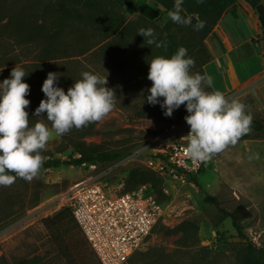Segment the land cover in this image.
I'll return each mask as SVG.
<instances>
[{
    "label": "rangeland",
    "instance_id": "rangeland-1",
    "mask_svg": "<svg viewBox=\"0 0 264 264\" xmlns=\"http://www.w3.org/2000/svg\"><path fill=\"white\" fill-rule=\"evenodd\" d=\"M121 1L129 20L135 19L144 6H149L156 17H161V24L169 18L161 8L154 7L151 0ZM242 27L245 36L254 32L252 20L243 21ZM208 39L205 44L213 60L217 49ZM11 45L8 39H2L0 53H11ZM12 55H18L24 62L36 57L33 51L16 48ZM67 60L61 62L60 74L70 73L72 69L68 65L71 62L78 64L77 78L90 68L85 57ZM142 61L143 58L132 51L111 57L100 67L90 68L94 74L95 91L87 102L90 105L104 102L108 107L95 126L97 135L87 138L86 142L105 143L111 149L137 150L150 138L178 123L174 121L173 113L166 109L176 96H189L191 100L203 103L194 112L209 111L206 125L214 115L226 109L237 112L244 120H264V103L260 97L264 75L218 95L206 74L204 77L200 72L192 71L172 82L168 68L154 66L146 72L140 69ZM212 68H209L210 76L215 78ZM15 69L14 73L20 72L18 67ZM218 69L224 85L232 81L231 74ZM4 78L0 74V87ZM10 123L13 122L0 116V166L14 168L17 164L33 163L34 167L0 179V264H20L29 260H36L37 264H81L77 247H81L86 261L94 264L95 253L81 234L71 235L72 240L67 239L46 221L69 209L65 205V195L88 173L83 167L72 166L40 170L37 162L41 158L53 154L55 159L67 161L72 157L71 151L58 153L61 140L51 130L46 131L43 143H37L34 136L38 126L34 123H31L32 128L21 132H13ZM137 165L133 162L111 178L119 182ZM197 182L201 189L192 182L182 187L168 186L165 214L145 245L130 258L129 264H238L244 241L237 236L229 219L219 222L221 213L204 203L205 195L216 197L221 208L229 212L237 205L247 208L251 218L244 223L246 234L257 247L264 248V134L249 141L216 146L209 169L197 177ZM122 184L124 189L125 183ZM184 221L198 225L194 239L183 243L181 233L174 236L163 233L165 229L177 228Z\"/></svg>",
    "mask_w": 264,
    "mask_h": 264
},
{
    "label": "trees",
    "instance_id": "trees-1",
    "mask_svg": "<svg viewBox=\"0 0 264 264\" xmlns=\"http://www.w3.org/2000/svg\"><path fill=\"white\" fill-rule=\"evenodd\" d=\"M239 1L257 15L264 47V0H151L154 7L169 16L163 24L149 6H144L135 19H127L121 0H0V41L8 39L12 52L16 48L36 53L30 62L20 61L12 52L0 53V74L5 77L0 87V116L13 122L9 126L13 132L32 128L34 123L38 126L34 136L37 143H43L46 131L51 130L61 140L58 153L71 151L72 157L67 161L55 159L53 154L41 158L37 166L42 171L119 161L132 153L131 148L111 149L105 143L86 142L97 135L95 126L108 107L104 102L98 105L87 102L95 91L90 68L134 51L143 58L140 69L148 72L154 66L168 68L172 82L192 71L205 77L204 66L212 61L205 42L225 14L237 18ZM191 16L197 18L196 24L189 23ZM77 57H85L90 65L81 78H77L78 64L74 62L67 64L72 72L59 73L63 60ZM47 66L50 68L44 69ZM17 67L20 72L14 73ZM202 106L203 103L189 96H176L166 109L179 122ZM206 134L215 146L245 142L264 134V120H244L237 112L226 109L213 116ZM74 155L80 158H73ZM18 173L10 166H0V179ZM198 176L191 177L190 183L201 189ZM141 185H149L158 200L167 204L169 195L160 176L141 167L130 169L123 191H133ZM204 203L221 213L220 223L229 219L237 236L244 241L238 264H264V248L257 247L246 234L244 223L251 218V212L243 205L226 211L210 195H205ZM46 221L67 239L72 240L74 234L82 235L70 209ZM198 230L196 223L184 221L163 233L166 236L181 233L183 243H187L197 236ZM77 251L81 264H91L81 247ZM94 264H100L96 256Z\"/></svg>",
    "mask_w": 264,
    "mask_h": 264
},
{
    "label": "built area",
    "instance_id": "built-area-1",
    "mask_svg": "<svg viewBox=\"0 0 264 264\" xmlns=\"http://www.w3.org/2000/svg\"><path fill=\"white\" fill-rule=\"evenodd\" d=\"M208 117V110L194 112L111 165L83 164L88 176L72 186L65 205L100 264H129L167 206L149 185L125 192L126 177L116 182L111 176L137 162L163 179L166 194L170 185L186 186L191 177L205 173L215 157L216 146L206 134Z\"/></svg>",
    "mask_w": 264,
    "mask_h": 264
},
{
    "label": "crops",
    "instance_id": "crops-1",
    "mask_svg": "<svg viewBox=\"0 0 264 264\" xmlns=\"http://www.w3.org/2000/svg\"><path fill=\"white\" fill-rule=\"evenodd\" d=\"M239 3L237 18L225 14L208 37L210 38L208 41L214 42L217 55H214L213 60L204 66V72L214 93L218 95L235 90L244 83L264 75V47L261 41L262 33L258 17L246 3L241 1ZM245 17L246 20H244ZM230 18L233 20L232 22ZM247 20H252L254 32L245 36L242 26L243 21ZM248 44L251 45L249 48ZM212 53L214 52L212 51ZM212 66L215 78L210 76L209 68ZM218 67L233 76L231 82L226 85L222 83ZM243 75H247V77ZM214 79L217 84L214 83ZM263 88L264 83L260 88V97L264 103Z\"/></svg>",
    "mask_w": 264,
    "mask_h": 264
},
{
    "label": "water",
    "instance_id": "water-1",
    "mask_svg": "<svg viewBox=\"0 0 264 264\" xmlns=\"http://www.w3.org/2000/svg\"><path fill=\"white\" fill-rule=\"evenodd\" d=\"M189 23L190 24H196L197 23V18L194 17V16H191L189 18ZM33 167H34L33 163H29V164H17L14 167V170L16 172L23 173V172H27V171L31 170Z\"/></svg>",
    "mask_w": 264,
    "mask_h": 264
}]
</instances>
